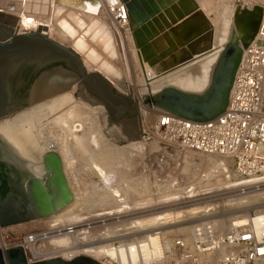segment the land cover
<instances>
[{
  "label": "bare ground",
  "instance_id": "6f19581e",
  "mask_svg": "<svg viewBox=\"0 0 264 264\" xmlns=\"http://www.w3.org/2000/svg\"><path fill=\"white\" fill-rule=\"evenodd\" d=\"M105 2H108L114 8L116 7L114 4H117L118 7L122 6L124 16L121 11L120 14L125 19L119 21L111 19L113 16H109L101 9L102 3L105 4ZM213 2L222 7L219 14L215 13ZM135 4L134 10L138 20L135 19L122 0H0V7L8 10L12 14L11 19L16 21L18 32L33 31L42 26V29L50 37L64 44L67 43L69 47L76 51L88 71L100 73L116 90L123 92V95L127 94L126 96H129L131 100L136 99L138 101L139 96L142 95L139 104H141V98L146 95L144 94L145 91L150 95L165 86H173L186 92H202L209 83L214 64L223 46L231 39L233 31H235L234 16L236 9L233 10L232 6L228 5L227 0H135ZM249 25L251 26V23ZM178 40L179 42L183 40V42L178 43V47L173 50V43H177ZM115 45L120 48L119 53H123L124 57L122 59H125L124 64L126 65L124 66H126L127 75L133 74L137 82L143 81L140 88H136L134 85L129 87L127 84L124 89L123 82L117 79L119 72L122 71H118L116 67L115 62L118 57L116 58L117 52L115 55L117 49ZM182 56L186 57L183 62L172 65L173 67L170 69L160 71ZM122 59L121 61H123ZM127 79L130 84L132 77L131 80L129 77ZM30 97L32 99L31 104L0 119V142L5 147L4 150L8 152L6 154L8 158L6 159L14 163L18 169L41 176L43 174L42 155L48 150L56 151L62 158L64 172L73 199L66 207L55 214L69 210L68 212L71 213L70 219L81 221L84 216L79 209H82V201L85 202L86 200L84 197L86 193L83 190L85 187L81 189V186L78 189V184L74 183L77 173L74 174V171H72L71 159L73 156L71 147L73 145L80 149L84 147H82V137L85 135L83 133L86 131L85 126L87 125H84L86 121H83L82 118L84 114L82 115L81 110L78 108L83 106L96 110L95 112H98L97 114L102 122L101 130L106 135L115 134V128L120 127V125H112L104 105L93 95L84 91L80 81L75 77L71 79L68 76L42 77L33 86ZM55 106L61 109L57 110ZM146 106L150 107V105ZM75 108L82 115H80L82 120L80 119L79 123L77 122V119H79L78 110L76 111ZM83 109L85 110V108ZM92 112L90 115L87 111V114L93 116ZM90 116L87 117L90 118ZM93 120L92 122H94ZM137 135L136 133L127 140V144H123L121 147L112 144L109 139L105 138V149L97 152L98 158L92 162L93 164L91 163L92 166L89 165L100 182L108 184V199L111 195L112 197L113 195L121 196L122 192L127 197L126 191L124 193L119 188V183L111 186L114 173L109 172L106 165L111 166L115 160L116 162L126 163L129 149L133 152L137 148L138 138L135 139ZM89 137L90 141L87 137L85 143L89 141L90 145L93 144L92 146L97 147L98 141L94 132ZM83 140L85 141V138ZM90 145H87L86 148ZM208 167H210L209 174L214 177V181L206 182L203 189L210 191L214 188V192L212 190L209 195L200 198L202 203L223 201L228 196L221 194L228 191L218 192L231 190V192H234L233 196H236V199L240 201L236 203L237 205L232 211L243 212L240 217L231 218V222L238 224L245 221L244 216L246 214H257L264 211V184L259 188L245 190L242 194L236 193V189L232 190L239 186L261 182L264 179L252 178L235 181L231 179L230 174L221 170H216L217 173L214 174L217 164L210 163ZM76 181L78 180L76 179ZM127 181V179H122V182ZM130 182L132 184L129 183L130 185L127 184L126 186L129 191L135 194L140 191L148 194L144 195L145 197H142V195L134 197L125 203L104 204L106 206L103 208L93 210L99 216L106 213L108 215L115 214L117 218L122 217V226L134 227L130 235L149 234L154 228H163L165 233L171 234L173 232L167 230L168 228L182 225L179 229L180 232L187 233L190 225L185 224L192 222L193 218L205 219L211 217L209 215L212 213H207L211 209L205 211L189 208L185 211H174V209L162 210L166 208V206H163L151 210L150 208L158 202L175 199L176 193L166 190L161 195L154 196L150 194L146 187L140 185V181H138L139 184L137 183L140 186H138L139 189H137L134 180ZM220 182H225V184L215 188L217 184L221 185ZM95 187H93L94 193L96 191ZM241 199L244 201H241ZM95 200L93 197L91 203H94ZM198 201L191 199L182 203H196ZM192 204L194 203L187 206ZM125 205H130L131 211L123 214L119 211ZM137 206L139 208H136ZM202 211H205V213ZM129 218H133V226L125 222ZM180 218L184 219L177 221ZM42 219L38 218L28 222ZM171 221L180 223L168 224ZM231 222H224L222 225L224 228H228ZM255 222L257 227H264V217L256 219ZM60 244L66 246V240L61 241ZM64 252L59 251L56 256L69 259ZM81 255L95 258V255L90 253L89 250H83Z\"/></svg>",
  "mask_w": 264,
  "mask_h": 264
},
{
  "label": "built area",
  "instance_id": "2783aa9c",
  "mask_svg": "<svg viewBox=\"0 0 264 264\" xmlns=\"http://www.w3.org/2000/svg\"><path fill=\"white\" fill-rule=\"evenodd\" d=\"M227 2L233 10L261 6L263 12L253 40L242 51L225 110L214 119L192 121L139 104L140 147L130 157L133 164L125 169L129 179L111 182V186L119 183L127 197L122 192L121 196L111 195L108 199V184L98 183L95 194L82 201L81 221L70 219L67 210L42 220L0 227L2 252L20 246L28 262L58 257L59 251H65L72 259L89 250L100 264H264V227L255 225L256 219L264 217V211L246 214L245 221L231 222L224 228L220 208H216L211 210L210 218L193 219L187 233L169 234L163 228H154L149 234L132 238L129 237L134 228L122 226V217L106 213L99 216L93 211L104 204L145 197L147 192L140 191L142 194L138 195L127 189L131 180L137 189L140 181L151 195L168 190L176 193L179 200L200 201L210 194H205L203 185L214 181L209 174L210 163L217 164L214 174L221 170L235 181L264 179V0ZM114 6L105 2L101 9L113 16L111 19H125L123 7ZM263 184L264 180L232 190L242 194ZM226 191L229 190L218 193ZM93 197L96 200L91 203ZM86 203L94 207H87ZM63 240L66 246H61ZM4 264H8L5 259Z\"/></svg>",
  "mask_w": 264,
  "mask_h": 264
},
{
  "label": "water",
  "instance_id": "95a60500",
  "mask_svg": "<svg viewBox=\"0 0 264 264\" xmlns=\"http://www.w3.org/2000/svg\"><path fill=\"white\" fill-rule=\"evenodd\" d=\"M122 1L138 20L135 0ZM235 9V31L223 46L206 88L194 93L165 86L144 95L141 104L192 121H208L225 110L242 51L253 40L263 12L261 6ZM0 20L8 24L0 25V119L32 103L31 90L42 77L73 76L104 105L110 121L127 117L138 121L139 102L118 92L100 73L88 71L71 47L50 37L42 26L18 32L16 25L9 24L12 22ZM4 149L0 142V227L51 216L72 201L62 158L56 151L48 150L42 155L43 174L37 176L18 169L6 159L8 152ZM4 259L8 264H100L88 255L28 262L20 246L0 250V264Z\"/></svg>",
  "mask_w": 264,
  "mask_h": 264
},
{
  "label": "rangeland",
  "instance_id": "374dc122",
  "mask_svg": "<svg viewBox=\"0 0 264 264\" xmlns=\"http://www.w3.org/2000/svg\"><path fill=\"white\" fill-rule=\"evenodd\" d=\"M216 2H213L212 4H213V7H214V11H215V13L217 12V14H219V12H220V8H222L221 6H219L218 4H215ZM215 4V5H214ZM229 5V4H228ZM217 6V7H216ZM229 6H231V5H229ZM3 10V11H2ZM11 17H12V14H10L9 13V11L8 10H4V9H2L1 7H0V18H2V19H5L6 21H8V22H12L13 24H11V23H9L10 25H16V21L15 20H13V19H11ZM261 21V20H260ZM0 25H8L6 22H3V21H1L0 20ZM35 30V29H34ZM180 42H183V40H180ZM179 42V40L177 41V43H173V50H174V48H176V47H178V43H180ZM65 44H67V43H65ZM68 45V44H67ZM115 47H116V45H115ZM117 48V49H116ZM115 49H116V51H115V55H116V52H117V55L119 54V56H117L116 55V58L118 57V59H120L119 61H117L118 59H116V67H117V69H118V71H122V72H119L120 74H119V76H117L118 78V80L119 81H121V82H123V87H124V89L127 87V84L129 85V87H133V85L136 87V88H140L141 87V85L143 84V81H140V82H137V80H135L136 78H134V76H133V74H128L127 75V69H126V66H124V65H126V64H124L125 63V59H122L124 56H123V53L121 52V53H119L121 50H120V48L117 46ZM119 49V50H118ZM173 52V51H172ZM120 55H122L121 57H120ZM121 59L123 60V61H121ZM186 59V57H184V56H182V57H180V58H178L177 60H175L174 61V63H172V64H170V65H168L167 67H164L162 70H160L161 72L163 71V70H166V69H170L171 67H173L175 64H178V63H180V62H183L184 60ZM117 62H118V64H117ZM123 63V64H122ZM122 64V65H121ZM173 65V66H172ZM183 65V64H182ZM179 66H181V64H179ZM119 67V68H118ZM124 67H125V69H124ZM160 72V73H161ZM130 78V80H131V77H132V80H131V83L129 84L128 83V79L127 78ZM68 78H73L72 76L71 77H68ZM126 85V86H125ZM67 89V88H66ZM84 89V88H83ZM84 91H86L85 89H84ZM118 91V90H117ZM128 91V90H127ZM119 92V91H118ZM88 93V92H87ZM120 93H122V94H124L123 92H120ZM144 94H148V93H146V91L144 92ZM143 94V95H144ZM127 95V94H126ZM142 95H140L139 96V99H138V102L140 103V97H141ZM136 100V99H135ZM100 102V101H99ZM101 103V102H100ZM89 104V103H88ZM102 104V103H101ZM90 105V104H89ZM103 105V104H102ZM57 106V105H56ZM55 106V109H61L60 107L58 108V107H56ZM80 108H78L79 110H81L80 111V113H82V115L84 114V117L81 115V114H79V110L77 111L76 110V108H75V110L78 112V115H79V119H77V122L79 123V120L81 119L82 120V118H83V121H85L84 122V125L86 124L87 126H85V130L86 131H88V132H86V131H84V133L83 134H85L83 137L85 138V141L83 140L84 138L82 137V149H80L79 147L77 148L76 146H74L73 144V146H74V148H73V146L71 147V153H72V156H73V158L71 159V162H72V171H74V174H76V178H75V182L74 183H76V185L78 184V189H80L81 188V186H82V188L81 189H83L84 187H85V189H83L84 190V192L86 193V194H84V197L86 198V197H92L95 193H94V188L93 187H95L98 183H101L100 182V180L98 179V177H97V175L95 174V173H93L92 172V170L90 169V167L92 166V162H94L97 158H98V156H97V152H99V151H101L102 149H105V144H106V140H105V138H107V140L109 139V142H111L112 144H115L116 146H119V147H121L123 144L125 145V144H127V140L128 139H130V138H132L136 133L138 134V131H139V123L137 122V120H135V119H133L132 117H127V118H123L121 121H119V122H113V121H111V123H112V125H114V126H116V125H120V127L118 128H115L116 129V131H115V134H113L112 135V133H111V135H106V134H104L103 132H102V130H101V128H102V122H101V120H100V116L97 114L98 112H95L96 110H92V109H90V108H86V107H83V106H79ZM83 108H85V110L83 109ZM105 108V107H104ZM74 109V108H73ZM74 110V111H75ZM84 110V111H83ZM89 112L88 114H90L91 115V111H93L92 112V115L93 116H90V115H88L87 114V111ZM106 110V109H105ZM18 111H20V110H18ZM86 111V112H85ZM17 112V111H16ZM76 112V113H77ZM84 112V113H83ZM86 113V114H85ZM82 116V118H81V116ZM108 115V114H107ZM87 116H90V118H88ZM86 117V118H85ZM93 117H95V118H93ZM89 120H88V119ZM108 118H109V116H108ZM94 119V120H93ZM98 119V120H97ZM92 120L94 121V122H92ZM97 120V121H96ZM100 120V121H99ZM110 120V119H109ZM91 121V122H90ZM98 122V123H96V122ZM106 121V120H105ZM75 122H76V120H75ZM96 123V124H95ZM74 124H76V123H74ZM93 124V125H92ZM92 125V126H91ZM89 128V129H88ZM91 128H93V129H91ZM88 129V130H87ZM100 130V131H99ZM90 131V132H89ZM118 131V132H117ZM87 133V137H86V133ZM93 132H94V134L96 135V137H97V147L95 146H92L93 144H91L90 145V137H89V135H92L93 134ZM88 133H90V134H88ZM102 134V135H101ZM86 138L87 139H89V141L87 142V143H89V144H87V143H85L86 142ZM138 137H136L135 139H137ZM104 141H105V143H104ZM87 145H90V146H88L87 148H86V146ZM137 146V148H136V150H138V148L140 147V144L138 143V145H136ZM91 147V148H90ZM77 148V149H76ZM90 148V149H89ZM91 150V151H90ZM93 150V151H92ZM135 150V151H136ZM121 154H122V152H120ZM128 153V159L127 160H125V161H127L126 163H124V162H121V161H119V162H116V160H115V162L114 163H112L111 164V166H109V165H106L107 167V169H108V171L109 172H111V173H114V178H113V180L116 182V181H121V179H123V178H125V179H129L128 178V176H127V172H126V170L125 169H128V165H132L133 164V159L131 160L130 159V157H132V155L134 154V151L133 152H131L130 151V149H129V151L127 152ZM71 156V157H72ZM95 157V158H94ZM114 161V160H113ZM113 161H111V162H113ZM110 162V163H111ZM92 163V164H91ZM91 164V166H89ZM115 167V168H114ZM117 168V169H116ZM95 174V175H94ZM109 176V175H108ZM76 179L78 180V181H76ZM109 179H110V176H109ZM217 179H220V178H217ZM225 180V179H224ZM94 181H95V183H94ZM221 183V185H218L217 183V185H216V187L215 188H217V187H220V186H222V185H224L225 184V182L223 183V182H220ZM95 185V186H94ZM80 186V187H79ZM95 189L97 190V186L95 187ZM91 190V191H90ZM204 190V189H203ZM213 190V191H212ZM212 190L210 189V191H207L206 190V193H209V192H214V188H212ZM79 192H81L80 190H78ZM93 191V192H92ZM205 191V190H204ZM78 192V193H79ZM83 192V191H82ZM83 192V193H84ZM96 192V191H95ZM229 193H232L230 190L228 191ZM228 192H226V195L225 196H228L227 198H225L223 201H219V202H214V201H210V202H208V203H202L201 201H198V202H187V203H182L183 201H186V200H179L178 198V195L177 194H175V199L173 198V199H171V200H168V201H161V202H158V203H156L155 205H153L150 209L152 210V209H154V208H160V207H163V206H166V208H163L162 210H164V209H174V211H185V210H187V209H189V208H197V209H199V210H209V209H211V210H216V208H220L218 211L219 212H222V216H223V218L220 220L221 221V223L222 224H224V222H231V217H233V216H235V215H239V214H242L243 212H233L232 210L236 207V203L237 202H240V201H238V199H236V196H233V194H227ZM159 195H161V194H159ZM154 196H156V195H154ZM179 200V201H178ZM171 201H173V202H171ZM189 201V200H188ZM241 201H244V200H242L241 199ZM191 203H194V204H192V205H190V206H187V205H189V204H191ZM85 206H87V207H92L91 206V204H84ZM138 206H140L139 204H137ZM84 206V207H85ZM136 207V208H139V207ZM125 208H127V209H125ZM124 210H127V211H131V208H130V205H125L124 207H122V208H120V211L119 212H123ZM211 210H209V211H207V213H210L211 212ZM173 211V212H174ZM205 211L203 212V213H205ZM199 212V211H198ZM130 213V212H129ZM228 218V219H227ZM180 219H182V218H180ZM179 219V220H180ZM194 219V218H193ZM179 220H177V221H179ZM183 220V219H182ZM181 220V221H182ZM127 224H133V218H129L128 220H126L125 221ZM171 222H173V221H171ZM178 223H180V222H178ZM190 223V222H189ZM189 223H187V224H185V225H189ZM133 226V225H132ZM183 226V225H182ZM182 226H174V227H171V228H168L167 230H172V232H174L175 230L176 231H179L180 232V228L182 227ZM134 228V227H133ZM174 228V229H173ZM135 229H137V228H135ZM184 232V231H183ZM132 237H134V236H132L131 235V237H129V238H132Z\"/></svg>",
  "mask_w": 264,
  "mask_h": 264
}]
</instances>
